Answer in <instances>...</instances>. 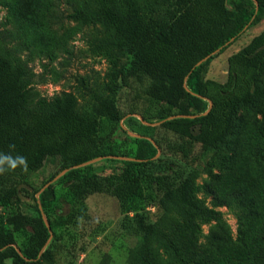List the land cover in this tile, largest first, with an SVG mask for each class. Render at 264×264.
<instances>
[{"label": "trees", "instance_id": "16d2710c", "mask_svg": "<svg viewBox=\"0 0 264 264\" xmlns=\"http://www.w3.org/2000/svg\"><path fill=\"white\" fill-rule=\"evenodd\" d=\"M230 1L14 0L13 16L36 31L38 55L49 60L41 61L40 72L31 66L30 40L13 44L0 33V154L26 157L28 171L40 170L48 157L61 160L65 174L57 183L68 184V223L86 214L83 195L102 190V182L80 167L111 154L96 128L100 117L159 145L149 134L154 128L141 124L145 132L136 133L129 126L132 116L118 106L117 96L131 78L143 95L169 105L158 120L176 137L172 152L194 160L198 147L200 153L220 151L219 172L212 171L201 185L180 170H152L155 162L141 158L125 161L121 175L106 178L112 193L134 211L142 236L128 264H264V31L229 58L225 83L200 81L205 65L264 20V0H247L250 10L237 12L229 9ZM79 34L86 58L106 60L104 75L92 69L93 74L76 76L75 85L43 95L40 85L65 78L53 62L74 55L71 41ZM124 56L129 66L121 64ZM184 99L209 109L190 114L189 106L180 104L173 114ZM80 100L93 103L95 110L81 111ZM20 170L0 175V205L20 199L17 187H6L10 174ZM52 181L47 195L36 199L37 217L17 214L0 223V264H33L49 252L60 202ZM145 182L163 195L155 223L138 211V199L146 198ZM200 193L211 199L209 205ZM220 208L235 216L237 237ZM206 223H213L208 234ZM20 232L28 241L17 247L15 233Z\"/></svg>", "mask_w": 264, "mask_h": 264}, {"label": "rangeland", "instance_id": "374dc122", "mask_svg": "<svg viewBox=\"0 0 264 264\" xmlns=\"http://www.w3.org/2000/svg\"><path fill=\"white\" fill-rule=\"evenodd\" d=\"M14 0H0V33L3 36L12 38V43L30 40L33 45L34 55L31 56L33 61L31 66L36 72H40L41 61L49 62L46 57L38 55L39 48L35 47L34 29L13 16L11 5ZM26 1V0H22ZM248 7V8H247ZM251 5L247 4V0H231L229 9L231 12L238 10H250ZM251 32V31H249ZM245 34L248 38L252 33ZM74 46L72 57L63 54L57 61L53 62V66H57L64 72L65 78L60 83L49 82L40 85L39 89L45 96H53L57 92L64 89V85H75L76 76L93 74L92 69L98 70L104 75L107 69L106 60L101 58H86V44L82 40V34H79L75 40L71 41ZM28 54H30L28 52ZM225 54L218 55L212 62L205 65L200 74V81L206 79H217L227 81L229 66L228 62H220L224 60ZM64 58L69 61L64 66L60 63ZM219 60V61H218ZM130 58L124 56L121 58V64L130 65ZM222 66H224L222 68ZM69 89V87H67ZM118 106L121 112L126 116H132L129 120L130 128L136 133L141 134L145 129L140 127L141 124L152 127L151 134L153 141H157L159 145L152 146L148 142L138 140L132 134H127L116 123L106 117H100L96 128L102 142L103 149L111 153L104 157L95 158L85 164L86 172L93 175L94 179L102 182V190L100 192H88L83 195V205L86 214L78 215L73 222L68 223V216L72 211V205L69 202L68 184L57 183L65 171L62 169L60 159L48 157L43 167L38 171H16L10 174L6 179V187H17L19 191V200H15L8 205H0V223H6L7 219L17 214L37 217L38 205L36 199L41 195L46 196L45 191L51 183H55V190L60 202L53 214L55 221V233L49 241V252L41 259V261L33 264H128L129 256L132 250L138 248L142 242V236L137 229L134 220V211L128 210L126 206L116 197L109 189V181L106 178L115 175H121L125 168V161L130 159L141 158L144 161L151 159L156 166H152V170H162L166 167L170 172L178 171L185 173V176H191L196 184H203L205 179L214 173L219 172L215 164L222 163L220 151L217 152H199L196 150V159L191 157L184 159L181 155L171 151L170 144L176 141V137L162 128H160L159 118L167 114L168 104L148 98L143 95V91L139 82L135 78L130 79V85L122 86L117 96ZM181 109L188 107V113L199 114L209 109L204 102H197L189 105V99L181 100L177 103V108L173 114H178ZM81 111L95 110L93 103L80 100ZM145 117V121L142 118ZM143 122V123H142ZM150 136V135H147ZM141 136H139L140 138ZM136 138V139H135ZM149 138L150 142L153 143ZM221 159V160H220ZM145 199L137 202L138 211L145 216L148 222L155 223L162 213L161 199L162 193L149 182L144 184ZM40 191L38 194L37 192ZM199 197L205 201L206 205L210 204V198H205L203 193ZM128 207H131L129 205ZM225 219L231 225L234 236L237 237L239 231L238 222L233 213L227 208H220ZM59 222V223H57ZM213 223H206L203 226L205 234ZM31 228H29V231ZM16 246L22 247L28 241L27 234L20 232L15 233ZM161 251L165 254L164 249ZM167 257V255L165 254Z\"/></svg>", "mask_w": 264, "mask_h": 264}, {"label": "crops", "instance_id": "0c3cea01", "mask_svg": "<svg viewBox=\"0 0 264 264\" xmlns=\"http://www.w3.org/2000/svg\"><path fill=\"white\" fill-rule=\"evenodd\" d=\"M251 31V32H249ZM264 31V20H262L259 24L251 27L248 31H246V33H244L242 35V37H240V39L236 42H234L230 47H228L224 52L220 53L219 55L221 54H225L224 56V60L222 59V61L220 60V62H228L229 58L239 52L240 50H242L246 45H248L251 40L258 36L259 34H261L262 32ZM252 33V35L248 38H245V34L247 33ZM219 61V60H218ZM224 66H222L223 68ZM212 80H215V81H218V82H221V83H225L226 81L223 80V81H220V80H217V79H213Z\"/></svg>", "mask_w": 264, "mask_h": 264}, {"label": "clouds", "instance_id": "9594fccd", "mask_svg": "<svg viewBox=\"0 0 264 264\" xmlns=\"http://www.w3.org/2000/svg\"><path fill=\"white\" fill-rule=\"evenodd\" d=\"M14 145H10V148H14ZM17 167H21L23 171H27V159L23 156L13 157L9 154H0V175H3L6 171H14Z\"/></svg>", "mask_w": 264, "mask_h": 264}, {"label": "built area", "instance_id": "2783aa9c", "mask_svg": "<svg viewBox=\"0 0 264 264\" xmlns=\"http://www.w3.org/2000/svg\"><path fill=\"white\" fill-rule=\"evenodd\" d=\"M130 134H132V133H130ZM133 136H135L134 134H132Z\"/></svg>", "mask_w": 264, "mask_h": 264}]
</instances>
